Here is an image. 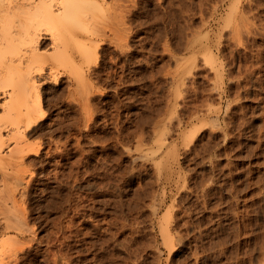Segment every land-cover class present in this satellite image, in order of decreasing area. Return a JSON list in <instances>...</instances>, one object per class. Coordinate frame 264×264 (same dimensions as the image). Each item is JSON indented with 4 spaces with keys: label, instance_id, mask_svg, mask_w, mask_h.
<instances>
[{
    "label": "rangeland",
    "instance_id": "1",
    "mask_svg": "<svg viewBox=\"0 0 264 264\" xmlns=\"http://www.w3.org/2000/svg\"><path fill=\"white\" fill-rule=\"evenodd\" d=\"M87 12L84 82L44 86L41 152L0 173V264H264V0Z\"/></svg>",
    "mask_w": 264,
    "mask_h": 264
},
{
    "label": "bare ground",
    "instance_id": "2",
    "mask_svg": "<svg viewBox=\"0 0 264 264\" xmlns=\"http://www.w3.org/2000/svg\"><path fill=\"white\" fill-rule=\"evenodd\" d=\"M105 3L106 0H0V173L3 180L12 174L16 178V174L18 176L20 172L26 171L23 170L25 158L31 153L37 155L41 152V141H31L29 137L39 134L37 121L43 116L44 86L55 82L59 74L64 72L74 75L77 84L84 82L83 65H89L97 46L91 35L100 32V26L95 25L94 15L89 13L86 16V13L103 10ZM82 12L85 15L78 21ZM101 13L104 14L103 11ZM80 36L85 37V40L78 44L76 41ZM74 42L81 46V49L78 47L82 50L78 52L79 56L72 49L71 44ZM48 45L50 51L44 53L46 50H42ZM15 180L18 181L17 178ZM16 181L12 183H19ZM11 185L3 183L0 202L9 199L16 202V188ZM4 210L10 214L16 209ZM21 210L17 211L22 214L24 210ZM3 214L4 230L20 229L18 221L12 222L8 217L10 215ZM24 214L20 216L22 220ZM11 246H14L13 243Z\"/></svg>",
    "mask_w": 264,
    "mask_h": 264
}]
</instances>
